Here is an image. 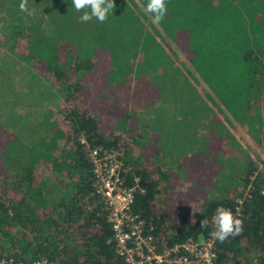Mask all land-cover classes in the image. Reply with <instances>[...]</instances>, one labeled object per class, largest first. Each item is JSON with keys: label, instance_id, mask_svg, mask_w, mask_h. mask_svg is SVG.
<instances>
[{"label": "trees", "instance_id": "1", "mask_svg": "<svg viewBox=\"0 0 264 264\" xmlns=\"http://www.w3.org/2000/svg\"><path fill=\"white\" fill-rule=\"evenodd\" d=\"M9 1L10 6L0 7L2 40L12 43L19 60L51 80L61 107L43 115L32 129L39 137L29 144L0 125V259L124 264L95 191L89 150L103 147L119 151L126 183L138 177L144 192L136 194L133 210L159 248L206 236L214 210H234L245 195L235 214L243 231L223 243L215 239L216 259L218 264H264V167L249 162L239 174L244 176L239 190L210 198L216 180L204 192L201 186L220 170V156L227 153L218 157L210 142L186 155L184 165L178 164L185 168L180 181L176 171L157 162V140L141 138V115L160 92L150 75L162 68L167 54L143 23L138 5L115 0L105 22L93 17L82 23L71 0H28L32 16L16 11L21 0ZM138 2L145 9L148 0ZM165 2L166 16L156 25L229 113L241 121L250 112L264 130V0ZM45 22L52 35L45 32ZM210 134L209 141L220 140ZM44 174L54 177L55 199L45 192ZM199 174L203 179L196 182ZM199 195L203 199L196 203ZM204 218L207 229H201Z\"/></svg>", "mask_w": 264, "mask_h": 264}, {"label": "rangeland", "instance_id": "2", "mask_svg": "<svg viewBox=\"0 0 264 264\" xmlns=\"http://www.w3.org/2000/svg\"><path fill=\"white\" fill-rule=\"evenodd\" d=\"M130 1H134L138 5L141 13H143L141 15L143 23L155 34L157 40L162 43L167 54L162 68H160L158 72H153L150 75V77L154 80V83L160 88V92L158 99L152 105L153 107L151 106L152 108L150 109L147 108V110L141 115V138H153L154 141L157 140L155 141L157 143L159 153L156 157L157 162L174 171L176 167L179 168L178 164H183L182 161L185 159L186 153H195L199 149L208 146L210 142V146H213V151L218 157L223 153H227L229 140H227V143H223L216 138L215 140L209 142L206 141L204 144V124L207 120L215 116L214 109L221 112L222 121L226 123H230L234 119L237 120L236 116L231 113V115H229V111L221 105V103L213 95L202 78L186 60L182 52H180L176 45H174L173 42L165 35L162 29L152 22V17L145 11L138 0ZM10 5L11 3L9 0H0V7H8ZM16 11L19 13L21 12L20 8H17ZM3 15V10H0V20L3 18ZM150 23L152 24L150 25ZM153 26L156 27L158 32L153 31ZM43 27L48 35H52L53 29L48 22H45ZM0 37L2 38V34ZM1 49L3 50L6 59L11 58L13 55L17 57L14 47L10 41H5L3 44H0V50ZM14 61H16V59H14ZM168 62L173 64H168ZM187 70L189 71L187 72ZM16 73L20 72H13L12 74ZM12 85L13 80L11 78H1L0 95H7L8 97L13 98L15 96L13 89H6V87H11ZM131 85L129 87H131ZM43 89L45 90L39 95V98L46 99L50 102H57L59 97L58 94H53L45 86H43ZM19 99L23 103L24 98L22 92L19 94ZM60 101L61 99H59L58 105H56L55 102L56 107H51L55 113L61 107ZM7 106L11 107V105ZM251 115L252 114L250 113V116ZM241 116H245V114ZM254 127V132L258 134L259 129L257 128V123L255 121ZM221 134L223 138H229V135L226 132H221ZM18 137L25 143L29 144L31 141H34L39 137V133H35L34 135L31 133L30 135H27V137H20L18 135ZM218 153L220 154L218 155ZM229 163L230 162L222 161L220 170L213 175L212 179L210 181L209 179L204 180V184L201 186L202 192H204V188H209L212 185L211 181H213V179L217 182L212 190L208 192V196L210 198L221 196L224 193L228 195L233 190H239L240 185H242L243 175L231 176L226 173L225 169ZM178 170L181 172V174L179 173L180 176L178 175L179 179L185 181V168L183 169L180 167ZM243 170L244 169L242 168H238L237 174H242ZM202 179L203 174L196 176V182H200ZM42 181L45 192L50 195V198L52 197V199H55L56 195H58V191L54 177L44 174L42 176ZM197 185L199 184H196L193 188H198ZM196 190L199 191L198 189ZM200 199H203L201 195H199L196 203L199 202ZM196 203L188 204L195 206L194 204Z\"/></svg>", "mask_w": 264, "mask_h": 264}, {"label": "built area", "instance_id": "3", "mask_svg": "<svg viewBox=\"0 0 264 264\" xmlns=\"http://www.w3.org/2000/svg\"><path fill=\"white\" fill-rule=\"evenodd\" d=\"M81 142L85 140L81 139ZM89 157L95 176V191L108 211L107 220L112 229L115 252L124 264H218L215 239L209 235L212 229L206 236L189 237L169 247L159 248L146 228L145 220L133 210L136 194L143 193L144 189L138 177L126 183L119 151L95 147L89 150ZM261 193L264 194V187ZM243 197L237 199L234 210L227 208L234 217L239 213ZM0 261L17 264L5 258ZM31 264L64 263L41 258Z\"/></svg>", "mask_w": 264, "mask_h": 264}, {"label": "crops", "instance_id": "4", "mask_svg": "<svg viewBox=\"0 0 264 264\" xmlns=\"http://www.w3.org/2000/svg\"><path fill=\"white\" fill-rule=\"evenodd\" d=\"M4 42L0 37V44ZM0 52V80L3 77L11 78L13 85L6 87V89H13L15 94L13 98L7 95H0V125L7 130L16 132L20 137H27L31 133L34 135L35 131L33 133L32 129L51 107H56V101L50 102L39 98V95L45 90L43 86L53 94L59 95L56 105H58L60 99L59 91L52 85L50 79L38 75L29 64L19 61L15 55L6 59L2 49ZM13 72L20 73L12 74ZM21 92L24 98L23 103L19 99ZM7 105H11V107ZM214 115L213 118L207 120L204 124V144L211 139V132L219 136V141L223 143H227V140H229L227 155L220 156L223 161L230 162L225 169L226 173L231 176L239 175L237 174V169L246 170L249 162H252L256 169H261L264 166V163H262L264 162L263 125H257L258 134L254 132V121L250 118V112L241 121L235 120L231 116L234 120L230 123L222 121L220 111L214 109ZM229 115L231 114L229 113ZM221 132H226L229 138H223ZM189 154L191 153H186L185 156ZM179 168L176 167L175 169L178 175L179 173L181 174L178 170ZM180 181L182 180L180 179Z\"/></svg>", "mask_w": 264, "mask_h": 264}, {"label": "clouds", "instance_id": "5", "mask_svg": "<svg viewBox=\"0 0 264 264\" xmlns=\"http://www.w3.org/2000/svg\"><path fill=\"white\" fill-rule=\"evenodd\" d=\"M28 0H21L19 5L20 11L28 16L34 14V9L27 7ZM72 6L77 12H81L79 19L82 23H87L95 17L103 23L107 20L108 15L116 7L115 0H71ZM145 11L152 14V22L159 24L166 16L167 7L165 0H148ZM212 231L211 237L223 243L229 236L240 235L243 231V221L234 217L232 211L227 208L219 207L211 217ZM209 227V220L204 218L201 221V229ZM0 264H4L0 261Z\"/></svg>", "mask_w": 264, "mask_h": 264}]
</instances>
